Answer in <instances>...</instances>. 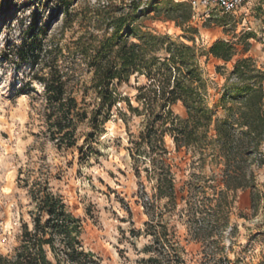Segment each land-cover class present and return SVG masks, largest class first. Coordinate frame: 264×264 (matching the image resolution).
<instances>
[{
	"label": "rangeland",
	"instance_id": "rangeland-1",
	"mask_svg": "<svg viewBox=\"0 0 264 264\" xmlns=\"http://www.w3.org/2000/svg\"><path fill=\"white\" fill-rule=\"evenodd\" d=\"M133 2L136 22L128 24L131 33L121 32L129 42L153 33L199 49L218 40L236 45L238 54L228 64L201 58L209 80L208 104L218 106V118L228 114L219 101L234 62L252 58L264 72V0L234 15L214 11L206 20L194 17L190 0H0V254L12 256L23 226H34L39 211L31 189L49 185L80 219L79 241L100 264H148L152 254L146 248L154 238L147 222L169 224L170 237L183 247V264H264V142L250 158L255 188L229 191L228 203L220 205L216 192L226 190L224 167L210 149L177 152L169 136L165 162L176 179L177 200L156 198L152 162L134 158L133 142L144 130V117L131 113L124 102L108 113L101 110L104 121L95 128L81 124L76 147L51 139L40 80L61 75L89 116L101 108L92 88L91 57L78 48L112 34L113 27L100 17L104 8H118L114 16L119 17L133 12ZM189 11L191 19L183 24ZM248 35L253 38L247 40ZM217 67L225 68L218 73ZM146 83L145 77L133 76L119 93L137 107V87ZM172 109L186 117L182 103Z\"/></svg>",
	"mask_w": 264,
	"mask_h": 264
},
{
	"label": "trees",
	"instance_id": "trees-1",
	"mask_svg": "<svg viewBox=\"0 0 264 264\" xmlns=\"http://www.w3.org/2000/svg\"><path fill=\"white\" fill-rule=\"evenodd\" d=\"M133 3V12L119 17L114 16L118 8H104L103 14L99 15L113 27L112 34L99 44L92 42L78 48L82 55L91 57L92 88L101 108L89 116L68 91L61 75L53 74L40 80L45 88L46 121L51 139H57L60 146L76 147L81 124L88 122L95 128L104 121L100 120L101 110L108 113L124 102L131 113L144 117V130L133 142L137 153L134 158L144 157L152 162L157 199L166 198L168 203L177 200L176 179L165 162L169 154L165 138L169 136L177 152L210 149L217 164L224 167L222 184L226 190H219L216 195L220 205L227 204L229 191L255 188L256 177L250 169V158L260 153L264 142V72L252 58L237 59L226 77L219 101L228 114L223 119L218 118V106L211 109L208 104L209 80L202 69L201 58L212 57L228 64L238 54L236 45L218 40L210 48L199 49L177 42L168 35L153 33H142L137 36V42H129L121 32L124 29L127 33L132 32L128 24L136 22L138 13V6ZM190 19L189 11L183 16L182 23L186 24ZM251 38L253 36L248 35L247 40ZM22 51L26 57L27 50L23 48ZM223 68L217 67V72ZM133 76L147 80L146 84L137 87V107L119 93L122 84H128ZM232 80L236 82L231 83ZM228 101L231 106L227 108ZM177 103H182L186 117L174 113L172 107ZM105 120H109V115ZM123 120H126L125 116ZM91 137L94 139L95 136ZM263 164L262 158L260 165ZM48 186L31 189L39 211L34 226L32 229L27 224L23 226L20 245L12 256L0 254V264H100L96 255L79 241L80 219L68 212L63 199ZM145 225L148 234L154 238L153 244L146 248L152 254L147 263L183 264V247L170 237L169 224L147 222Z\"/></svg>",
	"mask_w": 264,
	"mask_h": 264
},
{
	"label": "built area",
	"instance_id": "built-area-1",
	"mask_svg": "<svg viewBox=\"0 0 264 264\" xmlns=\"http://www.w3.org/2000/svg\"><path fill=\"white\" fill-rule=\"evenodd\" d=\"M254 0H190L194 17L206 20L211 18V13L219 11L222 14H238Z\"/></svg>",
	"mask_w": 264,
	"mask_h": 264
}]
</instances>
